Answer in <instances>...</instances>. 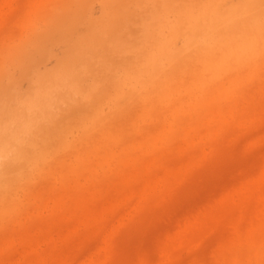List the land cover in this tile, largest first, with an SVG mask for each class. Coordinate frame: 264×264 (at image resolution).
Masks as SVG:
<instances>
[{"label":"rangeland","instance_id":"obj_1","mask_svg":"<svg viewBox=\"0 0 264 264\" xmlns=\"http://www.w3.org/2000/svg\"><path fill=\"white\" fill-rule=\"evenodd\" d=\"M247 3L0 0V264H264V36L203 60Z\"/></svg>","mask_w":264,"mask_h":264},{"label":"bare ground","instance_id":"obj_2","mask_svg":"<svg viewBox=\"0 0 264 264\" xmlns=\"http://www.w3.org/2000/svg\"><path fill=\"white\" fill-rule=\"evenodd\" d=\"M262 3H264V0H248L247 6H248L249 11H248L247 23L249 25H251L253 27V29H254L251 34H249V35L242 34V32L239 31L237 26H236L238 24L237 19H236L232 23V26H229L221 37L220 36L216 37L214 35H209L208 38H209L210 41H212L211 43L213 45L209 46V48L206 49L205 52L209 53V55L207 57H203V60L210 61V64L212 66H214L218 62L227 61V60L231 59L233 56H235L238 53H240L241 50H243V48L241 46H247V45L251 46L252 43L259 42L261 40V36H264V34L261 35V29H262V27H264V12L261 13V12L257 11V6L261 5ZM238 13H240V11H239V8L236 7L235 10H234V15H237ZM259 26H262V27H259ZM157 45H159V44H157ZM215 48L220 49V54L219 55L216 54V53H213L214 51H216ZM43 74H45V73H43ZM46 74H48V73H46ZM59 75H60V73H58L57 71L50 75L51 77L55 78V79H53V82L54 81L55 82L52 85H47V84H41L40 85V92L43 93L42 94V96H43L42 97V101L47 100V97H44V96L46 95V92L49 89V87H53L55 84H59L60 83ZM41 78H42V76H41ZM41 78H39V79H41ZM45 78L46 77H43L42 81ZM42 81L40 80V82H42ZM115 82L116 83H114V84H116V85L120 84V83H122V85H124L125 82H127V80L126 79L125 80H121L120 77H119ZM36 97L38 98L37 95H36ZM36 97L31 98L30 100H27L25 103L27 105H30V106L32 105V107L36 106L38 104V100H37ZM16 107H18V108L17 109L16 108L13 109V112L11 113V115L9 117L10 119L13 117L14 112L17 113V115L20 114L21 110H22V108L24 106H23V104H19ZM79 121L82 122L81 119ZM7 122L8 121H5V122L1 121V119H0V148L3 149V150L6 148L7 144L9 143L10 139L12 138V137H3L2 136V132L1 131L6 129V128H8L9 123H7ZM58 139H62V137H60V138L58 137ZM58 139L56 141H58ZM62 140H60L61 142L59 141V143H62L61 145H64L66 143V142H64L65 139H64V141H62ZM56 144H58V143L56 142ZM43 149H45V147H43L40 150H43ZM40 150H38L37 152H39ZM45 152H46V149L44 150L43 153H45ZM39 154H41V151L38 153V155ZM42 155L44 156L45 154H42ZM42 155H41V157H42ZM39 157H40V155L38 156V158ZM28 174H26V175H28ZM26 175L24 176V178L25 177L28 178ZM9 176H11V177H9ZM9 176H8L9 178L8 177H4L3 179L5 180V178H6V180H10V179H12V176L14 178L16 175H9ZM17 177H18V175L15 177V179ZM18 178H20V177H18ZM4 180L0 181V190L5 185V184H3ZM6 180H5L4 183L8 184V181L6 182ZM12 182H14V181H12ZM9 184H12V183L9 182ZM9 184H8V186H9ZM15 185H16V183H15ZM3 194H4V192H3ZM1 196L3 197V195H0V198H1ZM6 204H4V206Z\"/></svg>","mask_w":264,"mask_h":264}]
</instances>
